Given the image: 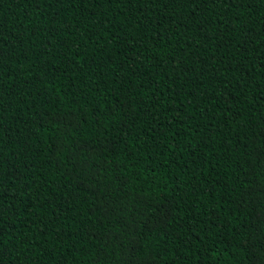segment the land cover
Returning a JSON list of instances; mask_svg holds the SVG:
<instances>
[{"label": "trees", "instance_id": "1", "mask_svg": "<svg viewBox=\"0 0 264 264\" xmlns=\"http://www.w3.org/2000/svg\"><path fill=\"white\" fill-rule=\"evenodd\" d=\"M0 264H264V0H0Z\"/></svg>", "mask_w": 264, "mask_h": 264}]
</instances>
